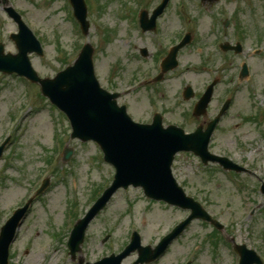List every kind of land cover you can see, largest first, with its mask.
Listing matches in <instances>:
<instances>
[{
	"label": "rangeland",
	"instance_id": "obj_1",
	"mask_svg": "<svg viewBox=\"0 0 264 264\" xmlns=\"http://www.w3.org/2000/svg\"><path fill=\"white\" fill-rule=\"evenodd\" d=\"M156 1L144 0L149 7L146 9L151 11ZM88 2L86 17L90 30L82 37L74 29L76 25L71 22L74 17L64 0H10L43 41V56L29 54L37 75L54 76L72 64L81 46L89 41L99 83L106 89L127 88L143 71L152 69L155 61L151 46L155 36L152 32L141 34L132 20L134 10L143 3L140 0ZM226 19L229 23L225 27ZM184 21L194 25L190 26L191 30L196 28L198 33L190 47L181 53L179 69L170 72L163 83L141 85L121 100H128L131 111L140 120L148 116L151 102H155L168 119L188 131L198 122L189 111L191 99L182 97L183 87L190 84L193 90L200 91L208 78L197 68L213 67L225 60L215 104L225 91L231 90L234 101L213 136L211 150L247 168L248 172L237 176L245 187L238 190L236 182L225 178L215 164L204 166L190 153L178 155L173 169L177 180L183 181L185 191L227 226V240L253 246L264 255V195L258 188L264 183V0H219L212 5L200 0H172L160 19L159 34L165 42L184 31ZM239 28L246 33L240 54L229 51L223 57L217 55L214 41L222 39L234 44L240 36ZM16 30V23L0 8V42L4 43L5 52L16 53L15 43L9 38ZM141 47L148 49L146 58L140 56ZM243 61L249 65L251 81L239 80ZM27 87L19 76L0 73V142L11 132L0 158V227L10 211L24 202L33 185L43 177L42 173L54 170L49 176V187L33 203L8 250V264H75L66 248L69 233H63L68 226L69 201L76 198L77 217H80L91 204L93 190L110 184L113 169L103 162L102 151L94 142L84 143L70 137L68 119L40 94L39 87L30 84L29 94ZM29 96L31 109L27 106ZM254 115L256 120L245 118ZM57 134L64 141L63 146L73 151L71 163L62 161L61 150L59 155L50 151L57 146ZM53 155L56 167L46 162ZM186 212L148 201L140 188L118 190L88 226L81 256L84 261L93 262L119 252L128 242L132 226L140 232L142 245L154 246ZM213 233L210 224L192 220L181 238L173 241L168 252L153 264H183L193 257L192 264H235L237 259L230 254L228 241L214 238ZM53 234L59 235L57 241ZM136 258L137 253L133 252L122 263L132 264Z\"/></svg>",
	"mask_w": 264,
	"mask_h": 264
},
{
	"label": "water",
	"instance_id": "obj_2",
	"mask_svg": "<svg viewBox=\"0 0 264 264\" xmlns=\"http://www.w3.org/2000/svg\"><path fill=\"white\" fill-rule=\"evenodd\" d=\"M73 5L76 16L86 30L83 2L73 0ZM20 31L15 41L19 48L17 55L4 56L0 45V69L4 72L16 71L40 82L43 93L49 96L51 101L65 111L70 118L74 130L72 137L78 136L82 140L93 139L98 142L105 152V158L116 164L117 180L123 182L122 184H140L156 198L159 196L170 202L184 204L183 198L176 193V187H173L172 181L166 187L167 173L165 169L160 168L166 167V164H163L164 161L168 162L167 166L170 165L172 154L178 148H191L199 155H204L206 148H199L198 143L191 141V137L188 139L184 137L179 129L173 134L163 133L157 127L140 126L131 122L124 107L119 108L115 104V96L107 94L96 82L91 61L92 50L89 46L84 47L73 67H67L52 80H40L27 58V52L31 49L27 42L29 35L26 30ZM1 149L2 147L0 151ZM163 174L166 176L165 179ZM115 187L116 185L104 193L100 205ZM200 215L206 217L204 212ZM17 218V215L13 216L9 226L3 229L0 236V264H6V252L17 225ZM88 219L86 217L80 220L75 226L74 231L77 233L75 242L71 244L72 250H75L77 244L81 242L83 228ZM118 260L114 264H119ZM93 264L110 263L109 259H104Z\"/></svg>",
	"mask_w": 264,
	"mask_h": 264
},
{
	"label": "flooded vegetation",
	"instance_id": "obj_3",
	"mask_svg": "<svg viewBox=\"0 0 264 264\" xmlns=\"http://www.w3.org/2000/svg\"><path fill=\"white\" fill-rule=\"evenodd\" d=\"M208 119L209 118H207V116H205V117H203V118L200 119V123L203 125V127L208 124L207 123L208 122Z\"/></svg>",
	"mask_w": 264,
	"mask_h": 264
}]
</instances>
